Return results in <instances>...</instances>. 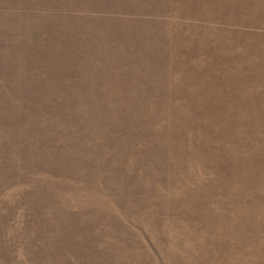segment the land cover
<instances>
[{
  "label": "rangeland",
  "instance_id": "1",
  "mask_svg": "<svg viewBox=\"0 0 264 264\" xmlns=\"http://www.w3.org/2000/svg\"><path fill=\"white\" fill-rule=\"evenodd\" d=\"M0 264H264V0H0Z\"/></svg>",
  "mask_w": 264,
  "mask_h": 264
}]
</instances>
